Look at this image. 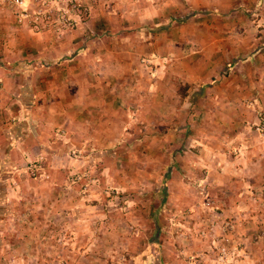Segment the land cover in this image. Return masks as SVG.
<instances>
[{
    "label": "rangeland",
    "instance_id": "obj_1",
    "mask_svg": "<svg viewBox=\"0 0 264 264\" xmlns=\"http://www.w3.org/2000/svg\"><path fill=\"white\" fill-rule=\"evenodd\" d=\"M24 4L29 18L41 9L38 40L75 34L82 37L80 53L128 52L115 61L129 63L142 81L116 100L114 121L55 128L46 137L60 150L3 159L0 264H188L189 257L203 264L208 249L196 232L212 218L216 228L224 219L233 229L251 223L263 232L264 217H252L264 210L262 200H249L244 218H224L219 196L226 152L242 157L234 141L222 138L227 133H248L259 153L242 159H257L261 166L252 177L264 179V90L255 89L258 75L246 63L264 50V0ZM17 11L0 0V64H9L16 49L27 47L26 35L36 33L17 22ZM91 109L93 116L98 108ZM172 157L177 161L171 164ZM244 174L250 178L252 172ZM32 195L36 199L28 202ZM32 212L38 213L35 222ZM253 242L264 248L262 238Z\"/></svg>",
    "mask_w": 264,
    "mask_h": 264
},
{
    "label": "crops",
    "instance_id": "obj_2",
    "mask_svg": "<svg viewBox=\"0 0 264 264\" xmlns=\"http://www.w3.org/2000/svg\"><path fill=\"white\" fill-rule=\"evenodd\" d=\"M29 35H26L27 47L23 50L16 49L11 54L13 58L9 64H0V159H2L0 164L7 155L21 154L19 158L23 159L22 155L29 157L35 150L42 151L49 148L60 150V148H51L46 137L48 134H53L55 128H57L55 132L61 128L68 131L70 124L83 126L93 121L103 123L114 121L113 111L116 100L126 95L129 84L142 81L140 78L135 79L136 71L134 72L129 63L124 62L120 65L115 61L119 58L125 60L126 56L130 57L128 52L121 56H118L119 53L108 51L101 54L87 53V51L80 53L78 49L82 45V37L75 34L63 41L47 38L38 40V33ZM77 37L80 39L77 40ZM28 45H33L35 50L32 51ZM66 46L70 53L72 51L78 53L67 54L69 51H63ZM100 59L102 63L97 62ZM250 59H247L246 63L249 65L251 62L253 66L251 74L258 75L254 87L264 90V50L259 54L256 52L254 56L251 55ZM254 63L258 64L256 70H253ZM137 73L141 76L140 70ZM94 106L98 109L93 116H90L91 108ZM104 107L105 111L102 109ZM6 114L9 115L6 117ZM67 131L66 136L69 134ZM247 135L248 133L242 129L241 132L235 133L234 137L227 133L222 138L226 139V142L234 141L233 147L240 150L241 156L246 160L250 155L248 153H251L253 158L259 153L256 150L258 147L247 140ZM250 138L251 141L254 140V135ZM194 142L204 145L201 139H196ZM228 152L234 151L228 150L225 154V164L221 168L225 180L219 203L225 206L224 218L231 216L241 219L247 216L245 210L249 200L254 203L262 200L264 203V179L257 180L252 177L261 166L257 159H253L249 164L244 162L242 157L238 158L236 155L231 157ZM170 160L172 164L174 160L177 161V157H172ZM214 163L216 164L214 169L220 170L218 160L215 159ZM246 169L252 172L250 178L244 174ZM35 199L36 196L32 195L27 201L33 202ZM7 201L8 199L4 203ZM11 203L15 204V202ZM32 213L31 220L35 222L38 213ZM13 215L10 216L14 218ZM262 216L264 217V210L260 209V215L252 217L254 219ZM255 223L252 222V225ZM249 226L251 227V223L246 225L241 223L239 229H232L226 234L230 251L228 264H262L260 258L264 256V248L260 249L261 244L251 245L250 242L253 241L248 238L253 237L255 240L253 243H259L261 238L264 240L262 234L264 229L263 232H257L254 226L251 228ZM247 230H253V233L247 234ZM237 235L242 236L237 237ZM248 241L250 242L247 243ZM208 252L201 258L203 264H216L213 261V252Z\"/></svg>",
    "mask_w": 264,
    "mask_h": 264
},
{
    "label": "built area",
    "instance_id": "obj_3",
    "mask_svg": "<svg viewBox=\"0 0 264 264\" xmlns=\"http://www.w3.org/2000/svg\"><path fill=\"white\" fill-rule=\"evenodd\" d=\"M54 1L57 0H53V2ZM42 4H44L43 1ZM9 5L18 9L16 14L17 22H23V24H26L31 31L36 33L43 28V26H40L36 23V20L41 13L40 8L33 11V17L29 18V14L25 8L24 0H9ZM59 16L63 18V15ZM49 17V12H45V14H43V19L47 20ZM66 26H72V24L70 25L67 22ZM208 205L209 203L206 204V206ZM215 220H217V217L215 219L212 218L206 228L196 232V235L199 240L206 241V247L209 252H213V261L216 264H226L229 259V251L226 245L227 240L225 236L228 232L232 231L233 225L230 221H225L223 219L221 225L216 228L217 223ZM188 264H201V262L199 258L191 257Z\"/></svg>",
    "mask_w": 264,
    "mask_h": 264
}]
</instances>
